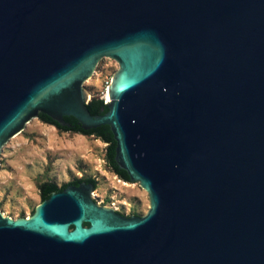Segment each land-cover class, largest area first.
<instances>
[{
	"label": "water",
	"instance_id": "1",
	"mask_svg": "<svg viewBox=\"0 0 264 264\" xmlns=\"http://www.w3.org/2000/svg\"><path fill=\"white\" fill-rule=\"evenodd\" d=\"M40 113L109 125L150 207L124 216L82 181L0 210V264H264V0H0V155Z\"/></svg>",
	"mask_w": 264,
	"mask_h": 264
},
{
	"label": "rangeland",
	"instance_id": "2",
	"mask_svg": "<svg viewBox=\"0 0 264 264\" xmlns=\"http://www.w3.org/2000/svg\"><path fill=\"white\" fill-rule=\"evenodd\" d=\"M119 63L102 58L85 82L89 96L107 97ZM107 143L94 135L60 130L34 117L11 138L0 155V210L12 217L30 216L42 202L40 185L59 186L75 179H95L94 199L127 215H144L150 207L147 191L138 182L121 179L106 158Z\"/></svg>",
	"mask_w": 264,
	"mask_h": 264
},
{
	"label": "trees",
	"instance_id": "3",
	"mask_svg": "<svg viewBox=\"0 0 264 264\" xmlns=\"http://www.w3.org/2000/svg\"><path fill=\"white\" fill-rule=\"evenodd\" d=\"M90 112L92 114H103L108 111V104L105 101V98H102L101 96H94L89 103L87 104ZM40 119L46 123H49L51 125L56 126L60 130H65V131H72V132H77L81 133L84 135H94L97 138H100L102 141L107 143V148H106V158L108 160L109 165L112 167L113 171L123 180L129 181L130 177L124 169H121L116 160H115V155H116V141L114 138V134L110 128L109 125H101L97 128H92L89 130H84L81 125L78 123V120L73 117V116H66L65 119L67 122H69L72 126L67 127V126H61L59 123L54 121L51 117L44 113H40L39 115ZM82 181H87V182H93L96 184L95 179L88 177V178H80V179H75L72 182L65 183L62 186H59L56 182L54 181H45L40 185L41 189V199L42 201L48 197L53 192H58L63 190L67 185L72 184V183H80Z\"/></svg>",
	"mask_w": 264,
	"mask_h": 264
},
{
	"label": "flooded vegetation",
	"instance_id": "4",
	"mask_svg": "<svg viewBox=\"0 0 264 264\" xmlns=\"http://www.w3.org/2000/svg\"><path fill=\"white\" fill-rule=\"evenodd\" d=\"M87 182V181H86ZM81 184V182L80 183H72V185H76V186H79ZM118 211V210H117ZM119 213H121L122 215H124V216H127V217H129V216H132V215H136V216H138V214H130V215H127V214H125L124 212H121V211H118ZM86 225H87V223H86Z\"/></svg>",
	"mask_w": 264,
	"mask_h": 264
},
{
	"label": "bare ground",
	"instance_id": "5",
	"mask_svg": "<svg viewBox=\"0 0 264 264\" xmlns=\"http://www.w3.org/2000/svg\"><path fill=\"white\" fill-rule=\"evenodd\" d=\"M107 97H108V99H109V91L107 92Z\"/></svg>",
	"mask_w": 264,
	"mask_h": 264
},
{
	"label": "built area",
	"instance_id": "6",
	"mask_svg": "<svg viewBox=\"0 0 264 264\" xmlns=\"http://www.w3.org/2000/svg\"><path fill=\"white\" fill-rule=\"evenodd\" d=\"M105 101H106V102H108V101H109V99H108V98H106V99H105Z\"/></svg>",
	"mask_w": 264,
	"mask_h": 264
}]
</instances>
